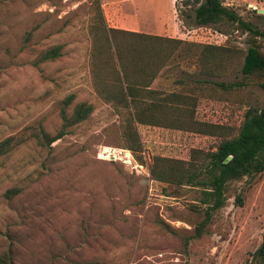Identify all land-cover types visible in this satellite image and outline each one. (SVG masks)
<instances>
[{
  "label": "rangeland",
  "instance_id": "1",
  "mask_svg": "<svg viewBox=\"0 0 264 264\" xmlns=\"http://www.w3.org/2000/svg\"><path fill=\"white\" fill-rule=\"evenodd\" d=\"M223 2L264 30L263 22L255 20L257 15L264 19L261 0ZM106 3L0 0V141L37 121L55 134L61 126L62 101L70 94L75 99L69 112L82 101L94 107L86 121L52 144L51 151L28 141L0 158V255L9 251L10 264L251 261L264 233V173L231 182L226 205L215 213L204 235L195 238L194 227L204 218L199 192L192 186L154 181L149 167L153 156L188 160L191 149H211L218 138L138 125L140 162L124 148V114L98 93L93 76L98 7L112 28L113 9ZM160 4L155 12L167 19L161 37L242 51L250 45L246 33H228L225 26L198 27L179 16V9L186 10L182 4L178 9L170 0ZM257 42L264 51V40L258 37ZM54 45L62 46L60 57L36 64L40 53ZM220 83L241 86L224 90ZM150 86L156 93L140 89L142 102L171 96L189 99L187 106L192 101L198 105L197 121L227 127H238L247 109L260 108L264 100L258 81L245 79L239 70L223 77L200 76L190 59L170 61ZM190 107L159 114L165 121L190 117ZM158 220L175 234L158 226Z\"/></svg>",
  "mask_w": 264,
  "mask_h": 264
},
{
  "label": "trees",
  "instance_id": "2",
  "mask_svg": "<svg viewBox=\"0 0 264 264\" xmlns=\"http://www.w3.org/2000/svg\"><path fill=\"white\" fill-rule=\"evenodd\" d=\"M180 4L186 10L182 13L179 9V16L193 20L198 27L225 26L228 33H246L251 38L249 47L242 51L215 43L202 44L110 28L98 7V18L93 27L92 67L98 93L104 100L112 103L118 113L124 114L121 133L124 148L131 151L138 162L142 153L138 125L167 126L218 138L219 142L211 149H191L188 160L153 156L149 167L154 181L176 188L192 186L197 189L198 204L203 208L204 218L194 227V237L200 238L215 213L226 205L229 184L264 173V100L260 108L247 109L238 127H227L197 121L194 118L195 102L192 101L187 106L189 99L171 96L142 102L137 94L140 89L147 94H155L156 91L147 88L159 72L175 59H190L200 76L223 77L233 70H239L245 79L258 81L264 94V51L257 42L258 37L264 40V30L260 31L257 23L226 6L223 0H177L176 9ZM255 20L264 24L262 15H257ZM32 33L33 29L27 31L26 39H30ZM121 36L127 38L122 39ZM61 50V45L47 48L40 53L36 64L56 60L60 57ZM218 86L227 90L241 85L220 83ZM74 99V94L63 99L59 110L61 126L55 134L46 131L42 121H37L1 140L0 158L28 141H34L40 148L51 151L53 143L66 136L73 126L86 121L93 113V105L86 101L76 103L69 112ZM181 107H190V117L165 121L159 114L180 111ZM236 203L241 204L240 196L236 197ZM157 224L175 234L165 221L158 220ZM10 261L9 251L0 255V264H10ZM245 264H264V233L259 247L252 254V260Z\"/></svg>",
  "mask_w": 264,
  "mask_h": 264
},
{
  "label": "crops",
  "instance_id": "3",
  "mask_svg": "<svg viewBox=\"0 0 264 264\" xmlns=\"http://www.w3.org/2000/svg\"><path fill=\"white\" fill-rule=\"evenodd\" d=\"M176 1L177 0H170V3L175 4ZM260 3L263 4L264 0H261ZM105 5L113 9V14H111V20H110V24H111L110 26L112 28L129 31L133 33H140V34L143 33L148 35L163 36L162 27H164L165 23L167 22V19L164 20L162 16L157 15V12H155L158 9V7L161 6L160 0H107V3ZM251 6L253 8L255 7L254 5ZM179 39L186 40L185 38H179ZM187 41H191V40H187ZM147 89H154V88L150 86ZM166 92L168 93L172 91L168 90ZM197 107L198 105L195 108L196 116H197ZM148 127L154 128L158 126H148ZM158 128H164V127H158ZM167 130L179 132L177 130H171V129H167ZM182 133H188V132H182Z\"/></svg>",
  "mask_w": 264,
  "mask_h": 264
},
{
  "label": "water",
  "instance_id": "4",
  "mask_svg": "<svg viewBox=\"0 0 264 264\" xmlns=\"http://www.w3.org/2000/svg\"><path fill=\"white\" fill-rule=\"evenodd\" d=\"M259 12H261V11H259ZM228 159H230V157H228Z\"/></svg>",
  "mask_w": 264,
  "mask_h": 264
},
{
  "label": "built area",
  "instance_id": "5",
  "mask_svg": "<svg viewBox=\"0 0 264 264\" xmlns=\"http://www.w3.org/2000/svg\"><path fill=\"white\" fill-rule=\"evenodd\" d=\"M142 168V166H140Z\"/></svg>",
  "mask_w": 264,
  "mask_h": 264
}]
</instances>
